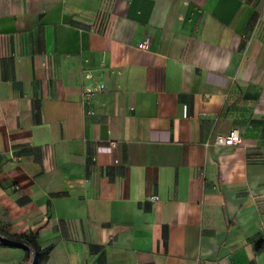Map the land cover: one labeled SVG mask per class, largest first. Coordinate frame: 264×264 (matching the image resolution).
I'll list each match as a JSON object with an SVG mask.
<instances>
[{"label": "crops", "instance_id": "crops-1", "mask_svg": "<svg viewBox=\"0 0 264 264\" xmlns=\"http://www.w3.org/2000/svg\"><path fill=\"white\" fill-rule=\"evenodd\" d=\"M0 226L44 264H264V0H0Z\"/></svg>", "mask_w": 264, "mask_h": 264}, {"label": "trees", "instance_id": "trees-1", "mask_svg": "<svg viewBox=\"0 0 264 264\" xmlns=\"http://www.w3.org/2000/svg\"><path fill=\"white\" fill-rule=\"evenodd\" d=\"M0 244L24 247L25 259L29 264H44L52 250V246L43 247L39 243L36 233L14 234L6 231L2 226H0ZM33 252L36 254V260L33 258Z\"/></svg>", "mask_w": 264, "mask_h": 264}, {"label": "built area", "instance_id": "built-area-1", "mask_svg": "<svg viewBox=\"0 0 264 264\" xmlns=\"http://www.w3.org/2000/svg\"><path fill=\"white\" fill-rule=\"evenodd\" d=\"M148 41L145 40L141 42L139 45L141 47H147ZM85 77L89 81V83L84 87L82 96H83V101L85 103H89L96 94L102 92L105 89V84L99 80H96L94 77V74L92 73L91 70H86L85 71ZM90 113H94L95 111L90 109ZM243 142V137L241 134V131L234 127L230 129L228 132L225 133H218L216 134L214 138V143L217 145H226V146H233L237 145ZM116 141H112V145H116ZM151 199H157L158 196L152 195L150 197Z\"/></svg>", "mask_w": 264, "mask_h": 264}, {"label": "water", "instance_id": "water-1", "mask_svg": "<svg viewBox=\"0 0 264 264\" xmlns=\"http://www.w3.org/2000/svg\"><path fill=\"white\" fill-rule=\"evenodd\" d=\"M33 258L34 260H36V254L33 252Z\"/></svg>", "mask_w": 264, "mask_h": 264}]
</instances>
